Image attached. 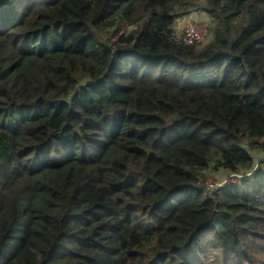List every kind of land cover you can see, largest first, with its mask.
I'll return each instance as SVG.
<instances>
[{
	"label": "trees",
	"instance_id": "obj_1",
	"mask_svg": "<svg viewBox=\"0 0 264 264\" xmlns=\"http://www.w3.org/2000/svg\"><path fill=\"white\" fill-rule=\"evenodd\" d=\"M263 142L264 0H0V264H264Z\"/></svg>",
	"mask_w": 264,
	"mask_h": 264
},
{
	"label": "rangeland",
	"instance_id": "obj_2",
	"mask_svg": "<svg viewBox=\"0 0 264 264\" xmlns=\"http://www.w3.org/2000/svg\"><path fill=\"white\" fill-rule=\"evenodd\" d=\"M202 19L205 20V24L207 25V35L203 41V42H205L209 36L210 21L208 18H205L203 15H202ZM189 24H190V20H186L182 24H177V34L179 37L183 38L186 28L188 26H190ZM262 144L264 146V142ZM210 176H212V177H210ZM234 181H236V180L233 179V181H232L231 178L224 177V175H220L218 172L217 173L216 172H212V173L207 172L206 173V181H205L204 185L203 184H201V185L204 187L211 188V189L215 190V189L222 187V186L226 187L228 185H231L232 183H234Z\"/></svg>",
	"mask_w": 264,
	"mask_h": 264
},
{
	"label": "built area",
	"instance_id": "obj_3",
	"mask_svg": "<svg viewBox=\"0 0 264 264\" xmlns=\"http://www.w3.org/2000/svg\"><path fill=\"white\" fill-rule=\"evenodd\" d=\"M206 35L207 25L205 23L192 24L186 28L184 36L181 39L183 40L184 44L193 45L203 42Z\"/></svg>",
	"mask_w": 264,
	"mask_h": 264
},
{
	"label": "crops",
	"instance_id": "obj_4",
	"mask_svg": "<svg viewBox=\"0 0 264 264\" xmlns=\"http://www.w3.org/2000/svg\"><path fill=\"white\" fill-rule=\"evenodd\" d=\"M200 18H201V17H200ZM187 20H189V18H188ZM201 20H202V18H201ZM191 22H194V21H190V23H191Z\"/></svg>",
	"mask_w": 264,
	"mask_h": 264
}]
</instances>
